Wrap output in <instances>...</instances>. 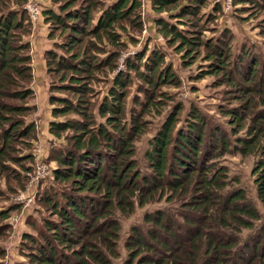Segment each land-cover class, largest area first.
<instances>
[{
  "label": "trees",
  "instance_id": "trees-1",
  "mask_svg": "<svg viewBox=\"0 0 264 264\" xmlns=\"http://www.w3.org/2000/svg\"><path fill=\"white\" fill-rule=\"evenodd\" d=\"M16 1L17 6L0 7L4 172L10 163L20 164L23 172L31 168L24 162L33 155L24 145L36 129L30 116L37 107L28 101L34 91L26 0ZM47 3L41 5L51 41L44 53L46 73L59 75V84L48 87L49 131L60 143L52 149L57 166L37 196L42 207L36 208L49 209L50 215L43 216L38 237L24 234L28 261L17 264H115L121 218L138 209L144 210L143 223L131 226L123 240V264H264V47L262 52L252 42H237L228 27L205 38L206 22L223 11L215 0H149L151 23L164 45L132 52L126 69L118 70L122 47L135 41L124 21L130 18L143 31L144 0H112L96 16L98 0ZM249 4L264 10V0H233L242 18ZM168 46L185 67L200 59L198 79L209 75L214 86L224 87L229 99L218 112L226 128L207 121L193 105L181 115L177 102L140 158L137 145L151 122L145 116H161L166 99H172L160 88L180 84L166 61ZM110 74V85L99 87ZM133 78L143 94L134 107L127 104ZM226 155L252 159L250 173L262 210L222 161ZM11 171L20 177L21 171ZM16 206L0 211V230ZM4 256L0 246V264Z\"/></svg>",
  "mask_w": 264,
  "mask_h": 264
},
{
  "label": "rangeland",
  "instance_id": "rangeland-1",
  "mask_svg": "<svg viewBox=\"0 0 264 264\" xmlns=\"http://www.w3.org/2000/svg\"><path fill=\"white\" fill-rule=\"evenodd\" d=\"M29 0H26L23 7H25L26 3ZM31 1V0H30ZM33 1V0H32ZM36 3L41 5L47 4V0H34ZM49 1V0H48ZM100 1L101 5H97V9L94 13V16H96L100 9H103V7L110 3L112 0H98ZM16 0H1L0 1V7L4 9L7 5L14 6L16 5ZM148 1L144 0V5L142 8V15L143 20L145 23V26L143 28V31L140 29V27H137L136 25H133L131 23L130 18H127L125 20V25L129 28V31H131V36L134 37V42H128L125 47H122L121 53L117 59V69L118 70H124L126 69V59L127 57L135 51H141L145 48L149 47L150 49L153 47H158L159 45L162 46L163 40L158 37L159 35L155 33V26L150 24L149 22L152 21L154 15L150 14L149 8L147 5ZM210 3H213V0H210ZM17 6V5H16ZM6 7V8H7ZM5 8V9H6ZM248 11L245 12L246 17L242 18L241 14L239 15V11H237V8L235 7H226L223 9V11L220 12L219 18L214 21L206 22L207 29L203 31L204 37H212L217 36L221 30L228 27L234 36L236 37L237 42L238 41H248L252 42L256 45L259 50H262L264 47V34H262V30H264V10L258 11L254 6L251 4L247 5ZM211 9V6L205 7L203 11L207 12ZM237 12V13H236ZM41 21L43 20V16L41 18ZM40 21V22H41ZM46 23V22H45ZM259 26V30L256 29V26ZM36 26L29 22V28L30 33L29 36L32 34V31L34 30ZM49 30V26H48ZM262 32V33H261ZM59 33V30L55 28L54 34L57 35ZM158 35V36H157ZM154 36L155 38L151 39L150 37ZM57 40H60V37H56ZM151 39V41H149ZM45 46V45H43ZM109 49H112V47H108ZM163 50L167 56L166 61L172 63L173 69L176 71V74L178 75V78L180 80V84L178 85H164L160 89L162 92H168L172 99H166V105L164 107V111L161 116H155L152 118V116L146 115V120H150V124L148 126L147 134H145L142 139L139 141L137 148H138V155L140 158H142V155L145 151V149L148 146V139L155 133V129L158 128L160 121L162 118L166 115V113L171 109L173 105H175L177 102L182 103V112L181 115H184L189 108L193 105L197 107L199 110L202 111V113L207 118V121L212 123L220 124L221 126L226 128V123L224 120V117L218 112V106L219 105H227V100L229 99L228 96L224 92L223 86H214L213 80L214 78L212 76H205L203 78H197L198 74L200 73L199 66H201V61L198 59L192 66L185 67L182 65L180 60V54L175 52L172 47L164 48ZM237 49V48H236ZM57 51H61L59 49H56ZM263 52V50H262ZM32 63V60H31ZM51 69H55V64L51 65ZM132 73V72H131ZM134 74V73H132ZM59 75L56 74V72L53 70L51 73L47 76V86L49 87L52 85V83H56V85L59 84ZM112 75L110 74L106 79L100 80V83L98 82L99 87H107L110 85V81ZM97 86V87H98ZM140 86V81L137 78H133L130 85H129V94L127 97V104L129 106L134 107V102L137 98L140 100L143 98V94L138 91V87ZM33 87V85L31 86ZM34 91V87L32 88ZM35 93V91H34ZM56 95L62 96V91H54ZM28 101L30 104H33L35 101V97L29 98ZM44 108H49V103L43 104ZM136 107V106H135ZM131 108V107H130ZM138 109V107H137ZM36 112L33 113V115L30 116L33 120H35ZM37 120V119H36ZM37 124V122H35ZM182 123V121L179 123V125ZM39 129H35L34 137L26 141V145H24L26 148L28 147L31 153L33 152V149L37 146L40 147L41 156L43 159L46 160L47 164L52 167L53 169L57 166V162L52 159L54 155L52 154V149L57 145L56 143H60L55 139L53 136H47V138H43V128L41 127V122H38ZM37 124V126H38ZM29 145V146H27ZM24 148V149H26ZM23 151H27L24 150ZM22 152V150H21ZM38 154V152H36ZM33 155V154H32ZM35 156L33 155V159L31 161H25V164H28L31 166L35 163ZM222 161L230 167V173L232 175H238L241 179L242 185L247 188L248 194L251 197V199L258 205V208L262 210L261 205L259 204L256 195H255V189L253 186V177L251 176L250 170L252 159L250 158H244L239 155H226L222 158ZM142 163V162H141ZM11 169L13 171H21L20 177H16L14 172L8 170L7 172H4L0 169V211L4 209L10 208V206L14 205V200L17 198V196H24L26 200H24V203L17 205L14 208H11L8 214V218L5 220L4 224H7L3 228V230H0V246L5 249V256L3 258V264H17L20 262H27L28 259L24 256L22 251L23 246V240H24V234L28 233L35 237H38V231L44 230L42 219L46 216L50 215V210H44L42 213L41 210H38L42 205L38 203L37 196L40 191V187L47 182L44 181L41 184H32L30 183L29 177L26 176V180L22 179L23 175H27V172L30 171H24L21 170L20 164L10 163ZM25 173V174H24ZM22 179V181L20 180ZM51 178H47L46 180H50ZM21 181V182H20ZM32 197V199H27V197ZM24 199V198H23ZM38 206V209L36 208ZM45 207V206H44ZM46 209V207H45ZM144 210L138 209L135 214H133L130 217L127 218H121V224H122V239L120 241L119 245V257L115 258L113 262L115 264H123L124 259H127V250L123 247V240L129 232L131 226L133 225H142V215ZM31 214V215H30ZM264 214V213H263ZM44 216V217H43ZM29 241V240H28ZM27 242V241H26ZM30 242V241H29ZM27 242L28 244H30Z\"/></svg>",
  "mask_w": 264,
  "mask_h": 264
},
{
  "label": "crops",
  "instance_id": "crops-1",
  "mask_svg": "<svg viewBox=\"0 0 264 264\" xmlns=\"http://www.w3.org/2000/svg\"><path fill=\"white\" fill-rule=\"evenodd\" d=\"M34 1V0H33ZM149 5V0H147ZM48 2V0H47ZM48 5V3H47ZM151 24V22H149ZM48 23L44 21L39 22L32 34L29 36V42L31 44V56H32V71H33V82L34 87V105H36L37 110L35 114L34 122H41V127L43 128V138L47 136H53L49 131V123L52 119L51 112L49 108H44L43 104H48L49 91L47 86V73H46V63L44 59V53L47 49L51 47V41L47 38L48 36ZM45 45V46H43ZM32 87V88H33ZM36 124V123H35ZM36 129H39V124ZM58 141V140H57ZM57 144V143H56Z\"/></svg>",
  "mask_w": 264,
  "mask_h": 264
},
{
  "label": "built area",
  "instance_id": "built-area-1",
  "mask_svg": "<svg viewBox=\"0 0 264 264\" xmlns=\"http://www.w3.org/2000/svg\"><path fill=\"white\" fill-rule=\"evenodd\" d=\"M217 1L222 9L226 8V7H232L233 6V0H215ZM25 11L28 17V22L32 23L33 25H37L42 18V6H40V4L36 3L35 1H28L25 5ZM36 152H38V154H36ZM32 154L35 156V163L32 166V168L30 169V171L27 172V177H29L30 179V183L31 185L34 184H38V183H42L44 181H47L46 179L51 177L52 175V167L50 168V166L47 164L46 160L43 159V157L41 156V151H40V147L37 146L33 149ZM24 198V199H23ZM32 199V197H27V199ZM25 197L24 196H17V198H15V202L14 205H20L22 203H24Z\"/></svg>",
  "mask_w": 264,
  "mask_h": 264
}]
</instances>
